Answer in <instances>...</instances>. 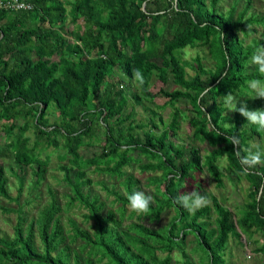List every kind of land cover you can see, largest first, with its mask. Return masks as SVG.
Listing matches in <instances>:
<instances>
[{
  "label": "trees",
  "instance_id": "trees-1",
  "mask_svg": "<svg viewBox=\"0 0 264 264\" xmlns=\"http://www.w3.org/2000/svg\"><path fill=\"white\" fill-rule=\"evenodd\" d=\"M218 1L31 0L30 10H0V130L5 136L0 157L19 171L30 166L34 178L27 188L38 198L49 163L40 152L48 146L60 149L66 162L59 168L70 189L62 203L49 189L50 199L29 217L19 203L24 176L11 166L19 190L12 197L0 165V196L17 206H0L16 214L12 234L0 231V264H232L225 258L230 238L244 246L256 232L262 241L253 240V250L264 255V163L245 172L236 155L239 146L226 139L238 137L244 156L243 149L256 139L264 147V130L223 104V96L232 92L238 108L247 102L250 110L264 109V99L243 97L250 94L246 81L264 80L250 64L255 48L264 45V31L253 35L257 26L264 27V14L246 16L250 0L236 15L235 5L223 12ZM67 20L76 24L74 30L67 28ZM186 47L205 49L211 66L198 54L182 60ZM186 67L193 69L192 76L187 77ZM115 68L130 84L139 69L145 83L136 81L140 94L132 93V98H166L164 106L172 108L169 121L159 116L158 122L150 117L136 123L133 112H125L127 87L110 79ZM153 77L162 82L171 78L178 87L152 92ZM185 100L191 107L188 115L175 105ZM53 111L58 115L50 122L47 114ZM181 121H187L192 142L206 145L202 156L195 144L185 147L170 138ZM31 127L34 141L28 146L25 133ZM93 142L101 143V151L82 156L79 148ZM132 162L142 172H156L147 178L154 186L147 214H127V196L141 191L138 178L124 170ZM91 166L123 179L124 192L99 181L114 196L107 210L99 194L87 189ZM204 169L218 187L224 186V177L248 183L236 211L199 183L194 190L210 204L190 213L175 202L185 193L186 180ZM74 207L83 210L81 220L72 216ZM164 212H171L165 224L144 222H158Z\"/></svg>",
  "mask_w": 264,
  "mask_h": 264
},
{
  "label": "rangeland",
  "instance_id": "rangeland-1",
  "mask_svg": "<svg viewBox=\"0 0 264 264\" xmlns=\"http://www.w3.org/2000/svg\"><path fill=\"white\" fill-rule=\"evenodd\" d=\"M247 0H219L218 1V8L219 10L223 12H227L231 6L235 5V15L240 11L243 7L246 6ZM249 9L247 11L246 16H248L251 13H261L264 14V0H250ZM81 22V21H80ZM79 22V23H80ZM66 26L69 28V30H74L76 24L70 22L69 20L66 21ZM264 31V27L259 25L256 27V32L253 34L257 37H260V33ZM251 36V35H250ZM249 41V39H246ZM203 56V63L206 66H211V61L208 60L206 57L207 51L205 49H202L200 47H186L185 49L181 50L180 56L182 60L191 61L195 55ZM53 59H57V56L55 55ZM186 73L187 77H190L193 75V69L186 67ZM113 76L110 78L111 80H120L122 85L124 87H127V92L129 93V104L125 110V112L132 111L133 116L135 118L136 123H145L148 118L153 117L156 122H158V117L161 116L163 121L166 123L169 121L170 114L172 112V108L170 105L164 106V101L166 98H156L153 101H150L148 99H142L140 102L136 101L132 98V93H138L139 87L138 83L135 79L131 81L132 84L129 83V80L127 77L122 74L120 70L117 68L113 71ZM178 86L175 85L170 78L167 82H162L158 80L156 77H153L151 79V83L149 85V90L152 92H157L159 89H166V90H172L177 88ZM177 107L183 110L182 114L188 115L190 113L191 107L185 100L184 102H177L175 104ZM161 106V107H159ZM51 109V107H49ZM153 110L155 112H153ZM156 113V115H154ZM58 113L57 111L50 112L47 114V117L50 122H52L56 117ZM21 122V120L19 121ZM160 127H162L161 123L159 124ZM187 121H181L180 122V130L177 133V135L170 137L177 145H183L188 146L190 143H193L197 146V148L200 151L201 156L205 153V144L199 143V142H192L189 137V130L186 128ZM1 129V126H0ZM142 129V128H141ZM103 131L102 129L100 130ZM26 136H29L30 140L28 142V146H31L34 141V134L32 127L29 128L28 131L25 133ZM59 138V137H58ZM62 142V140H60ZM5 143V136H3V133L0 130V146L4 147ZM252 143H259V141L256 139ZM101 151V143L98 144L93 142L92 145H84L79 148V153L82 156H92L93 154H97ZM40 152V151H39ZM40 157L44 158L45 156H49V163L46 167V173H45V180L38 185V198H35L36 192L30 193L29 188H27L28 183L30 180H33L34 176L32 174V169L30 166H27L24 168V170L19 171L18 168L13 166V162H11L9 159L5 157H0V165L4 166V173L7 177L6 187L8 190V193L12 197H16L18 195V180L13 175V172L11 171L12 168L14 171H19V175L24 176V186L21 191V195L19 197V203L24 206V210L28 213V216H32L35 213L38 212V209L46 204L47 200L50 199V192L49 189L55 191L56 196L59 198V202L62 203L65 201L64 194L68 193L70 189L66 186V183L63 181L62 171L59 168L60 164L65 163L66 161H61V158L59 157L62 153V150L53 148L52 146L46 147V149H42L40 152ZM142 161H146V157L142 158ZM124 170L128 173H132L135 177L138 178L139 183L138 186L140 187L141 191H144L147 195H151L154 193V186L149 184L147 181V178L149 176L155 175L156 172H142L139 168L138 163H131L128 166L124 167ZM194 176L191 178H188L185 182L184 188L181 191H185L187 193H191L199 183L202 189H205L209 194L215 195L221 203L230 208L233 211H236L237 208L240 206V204L243 203L244 199L246 198L247 192H248V183L245 180H241L240 182L231 183L227 180L226 177L223 178L224 180V186L218 187L216 185V182L213 180V178L209 175L206 169L202 171H197L193 174ZM87 176L92 179L91 185L88 186L87 189L90 190L91 194H99L100 199L104 201L105 210L107 208L112 207V200L114 198L113 195H108L107 192L103 189L102 184L99 182L101 180H105L106 184L108 185V188L111 189L112 185H115V188L121 192H124V187L122 185V178H111L109 175L104 173H99L97 171H94V167L91 166L87 169ZM85 189V190H87ZM33 198L32 200H30ZM25 200L27 202V205L25 204ZM29 200V201H27ZM208 204H210V200L208 199ZM16 202L9 201L4 197L0 196V206L4 207H12L16 208ZM116 204V203H115ZM73 211L71 212L78 220H81L80 213L83 210H79L78 208H72ZM104 212V211H103ZM130 212L129 207L127 206V214ZM171 216V212H164L162 214L161 219L158 222L148 223V221L144 220V222L153 227H158L163 224H165L168 219ZM15 212H9L6 213L0 209V231L4 235H11L13 232V225L15 223ZM64 220L65 217L63 218ZM63 220V221H64ZM187 239V245L188 247H191L193 244L189 243V240L192 239L191 235H188L186 237ZM262 241V233L256 232L253 237L249 240V244L247 239H245V242L247 243L244 246H241L238 241L235 238H230L225 258L228 262H231L232 264H263L264 263V255L260 253H256L253 248L255 247L253 240Z\"/></svg>",
  "mask_w": 264,
  "mask_h": 264
},
{
  "label": "clouds",
  "instance_id": "clouds-1",
  "mask_svg": "<svg viewBox=\"0 0 264 264\" xmlns=\"http://www.w3.org/2000/svg\"><path fill=\"white\" fill-rule=\"evenodd\" d=\"M250 31L252 26L247 25ZM242 35V31L239 34ZM250 64L257 67L258 72L264 76V45L255 48L252 56L250 57ZM133 77L139 82V85L145 83L143 74L139 69H134ZM247 88L250 90V94H246L243 97L249 99H264V80L253 78L245 82ZM239 101L237 95L229 92L223 96V104L227 110L238 111L247 122L253 125H257L260 130H264V109L250 110L247 106V102L241 107H237ZM228 142L232 145L239 146L236 151V155L240 157V163L244 167V171L247 172L254 169L257 165L264 163V147H261L258 143H250L248 147H245L243 151L246 155H240V139L238 137H226ZM128 207L131 211L137 214H147L150 210V204L152 203V196L147 195L144 191H134L127 196ZM176 203L180 204L188 212H194L201 207L208 204V198L200 192L194 190L191 193H183L176 198Z\"/></svg>",
  "mask_w": 264,
  "mask_h": 264
},
{
  "label": "built area",
  "instance_id": "built-area-1",
  "mask_svg": "<svg viewBox=\"0 0 264 264\" xmlns=\"http://www.w3.org/2000/svg\"><path fill=\"white\" fill-rule=\"evenodd\" d=\"M33 7L31 0H0V10H30Z\"/></svg>",
  "mask_w": 264,
  "mask_h": 264
},
{
  "label": "crops",
  "instance_id": "crops-1",
  "mask_svg": "<svg viewBox=\"0 0 264 264\" xmlns=\"http://www.w3.org/2000/svg\"><path fill=\"white\" fill-rule=\"evenodd\" d=\"M29 25H33V23H29Z\"/></svg>",
  "mask_w": 264,
  "mask_h": 264
}]
</instances>
